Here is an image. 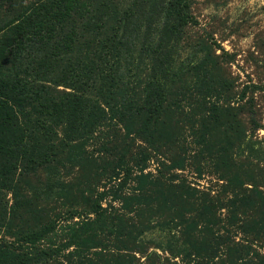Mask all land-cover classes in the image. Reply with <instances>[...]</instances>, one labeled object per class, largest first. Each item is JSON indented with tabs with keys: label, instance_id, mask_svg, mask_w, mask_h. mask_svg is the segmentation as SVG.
<instances>
[{
	"label": "trees",
	"instance_id": "obj_1",
	"mask_svg": "<svg viewBox=\"0 0 264 264\" xmlns=\"http://www.w3.org/2000/svg\"><path fill=\"white\" fill-rule=\"evenodd\" d=\"M190 7L191 0H0V264L51 260L56 250L45 244L51 245L59 220L79 213L73 207L64 218L49 215L45 204L55 187L40 181L43 173H62L64 198L95 217L69 226L64 248L96 231L110 233L102 207L107 198L133 211L153 203L162 184L140 172L179 144L181 107L170 108L167 100L175 82L174 51L193 23ZM159 19L154 39L151 28ZM142 28L144 78L134 71L135 80L127 81L123 69ZM201 106L208 116L199 122L197 144L204 149L197 154L206 153L207 166L222 184L199 191L186 179H170L173 199L192 208L194 225L208 237L204 250L211 264H264V195L244 189L241 176L228 175L236 168L230 152L243 137L237 115L232 119L230 111ZM244 111L258 129L253 104ZM216 133L220 138L213 143ZM100 134L123 145L107 143L96 156L88 153V143ZM169 168L183 170L184 160H171ZM134 169L140 173L135 179ZM80 178L86 182L77 183ZM132 179L137 188L126 195ZM222 210L224 219L217 216Z\"/></svg>",
	"mask_w": 264,
	"mask_h": 264
},
{
	"label": "rangeland",
	"instance_id": "obj_2",
	"mask_svg": "<svg viewBox=\"0 0 264 264\" xmlns=\"http://www.w3.org/2000/svg\"><path fill=\"white\" fill-rule=\"evenodd\" d=\"M130 1L118 0L121 4ZM190 13L193 23L185 29L174 51L172 71L175 82L167 100L170 108L178 103L181 107L179 144L167 150L164 158L153 159L140 172L149 176V181L154 184H162L152 195L153 203L148 208L133 211V208L107 198L102 207L106 209L104 224L110 233L96 231L86 242L78 241V244L64 248L69 238L68 227L93 221L95 217L88 213L85 205L75 207L70 197L64 198L67 192L61 187L67 185V179L62 173L41 174L43 184L50 183L55 187L45 204L49 215L61 214L59 219L64 218L65 212L73 207L79 213L73 220L57 221L51 245L45 244L46 249L56 250V253L51 260L40 264H200L203 260L202 264H211L207 260L209 253L204 250L209 245L204 242L208 237L199 232L200 225H194L192 208L183 205L179 198L173 199V187L169 185L170 179L177 180L175 183L186 179L197 190L205 191L216 190L222 184L219 174L207 166L206 153L203 152L204 156L197 154L204 149L197 144L202 132L199 122L203 116H208L201 103L206 104V110L215 105L222 109L220 111H230L234 114L230 116L232 119L237 115L238 130L243 137L240 145L230 152L236 168L228 175L241 176L244 189L257 190L264 195V0H191ZM2 22L0 17V25ZM161 23L159 19L152 25V38H156ZM143 32L144 28L134 40L123 69L125 78H129L127 81L135 80L132 77L134 71L142 73L140 78H144L146 60L139 52ZM133 36L134 33L129 39ZM248 104L254 106L258 129L252 128L250 116L244 113ZM214 136L213 143L220 138L218 133ZM112 142L117 149L123 145L121 140ZM112 142L100 134L88 143L86 150L96 156L103 145H112ZM178 157L184 160L185 168L170 169L171 160H178ZM161 161L165 163L163 166ZM140 173L134 169L132 178ZM134 179L128 181L126 195H132L137 188ZM76 182L86 180L80 178ZM226 215L225 210L217 213L221 219ZM118 230L125 236H120ZM234 240L240 242L241 238ZM194 248L199 249V257L193 255ZM261 252H264V241ZM219 261L213 259L214 263Z\"/></svg>",
	"mask_w": 264,
	"mask_h": 264
}]
</instances>
